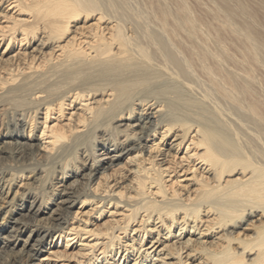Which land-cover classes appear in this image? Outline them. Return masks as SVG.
I'll return each instance as SVG.
<instances>
[{
  "label": "bare ground",
  "instance_id": "bare-ground-1",
  "mask_svg": "<svg viewBox=\"0 0 264 264\" xmlns=\"http://www.w3.org/2000/svg\"><path fill=\"white\" fill-rule=\"evenodd\" d=\"M2 1L16 11L0 35V264L88 234L101 243L84 264H145L161 245L180 264H264V154L227 148L241 134L264 151V0ZM86 207L121 218L87 230L72 211ZM150 224L178 238L128 243L164 238Z\"/></svg>",
  "mask_w": 264,
  "mask_h": 264
},
{
  "label": "rangeland",
  "instance_id": "rangeland-1",
  "mask_svg": "<svg viewBox=\"0 0 264 264\" xmlns=\"http://www.w3.org/2000/svg\"><path fill=\"white\" fill-rule=\"evenodd\" d=\"M81 1V0H80ZM119 1H123V3H121V4H127V5H125L126 7L127 6H129V8L131 9H133V11L135 10H138V9H142L145 5H146V0H82V2L84 3V5L86 4V6L87 5H89L88 7H90V8H92V9H95L96 8V10H98V9H103V10H107L108 8H110L111 6H113V4L115 5V3L117 4V3H120ZM185 1H187V3H188V5L189 6H195L196 4H194V3H196L195 2V0H185ZM211 0H208V2H210ZM207 2V0H205V1H203V3H204V5H206V6H209V7H212L213 6V8H214V3H212V1L210 2V4ZM3 1L2 0H0V35L3 33L2 31H5V32H7V31H9V29L8 28H5L4 30L2 29V28H4V27H9L10 26V21H11V19H9V17H10V15L11 14H13L15 11H16V9H11V8H8V9H6L4 12L2 11V5H3ZM141 3V4H140ZM26 4H29V1H28V3H26ZM193 4V5H192ZM4 7H6V4L3 6V8ZM99 7V8H98ZM140 7V8H139ZM196 7V6H195ZM194 7V8H195ZM128 8V7H127ZM128 8V9H129ZM131 9V10H132ZM214 9H216V7L214 8ZM14 16H17V14H15ZM18 17V16H17ZM95 18V19H94ZM98 19V16H94L93 18H92V20H90V24H95L96 23V21H97V19ZM32 20V19H31ZM0 39H1V37H0ZM21 39V38H20ZM19 40V39H18ZM3 44V42H1V46H0V49H1V52H4L5 50H6V48H7V44H5V45H2ZM20 48H21V46H20V44H18V41L16 42V45H15V47H14V52L12 53L13 55H16L17 53H18V50H20ZM264 72H262V74H263ZM158 110V109H157ZM74 112H76V110H74V111H72L70 114H74ZM70 116H67V118H69ZM56 118V117H55ZM65 119L64 121H63V123L64 124H68L69 122H68V119ZM53 123H51V125H52ZM39 134V138H41L42 137V134L41 133H38ZM46 137V136H45ZM244 137V138H243ZM241 138V139H240ZM237 139V141H236V145L234 146L233 145V143H232V145H230V146H228L227 148L229 149V150H233L234 149V154H238V156L240 157V158H247L248 156L250 157V158H252V160L255 158V159H261L262 158V156H263V154H264V151H262V149H260V148H258L252 141H251V139L250 138H248V137H246V136H243V135H241L240 134V137H237L236 138ZM247 139V140H246ZM250 139V140H249ZM43 142H46V140H43ZM42 142V143H43ZM232 147H234V148H232ZM44 147H42V149H43ZM256 151H258V152H256ZM262 151V152H261ZM255 153V155H253L254 156V158H253V156H251L252 154H254ZM261 153V154H260ZM185 155V152H181V153H179L178 154V156L176 157V159H181L183 156ZM248 157V158H249ZM259 157V158H258ZM251 160V159H250ZM122 161V163L118 166V167H116L115 169H118V168H120L121 170V172H123V174H124V176L126 175L127 176V178L129 179V181L132 179V176L130 175V172H131V169H133V165H134V163H131L130 162V160H129V158H128V156L127 157H125V159H123V160H121ZM184 164L183 165H186V162H183ZM122 168H123V171H122ZM238 169H241V166L240 167H238ZM105 174H108V177H104V175L102 176V175H100V176H102V178H103V180H106V182L108 181V182H112V186L115 184V181H113V180H118V179H120L119 178V175H117V172H115V171H113V170H108ZM119 174V173H118ZM109 175H111V177L109 176ZM112 175H114V176H112ZM99 176V177H100ZM122 176V175H121ZM188 177L189 178H191L192 179V175L191 174H189L188 175ZM121 182H122V180H121ZM128 183H130V182H126V183H124V184H122V186H126V185H128ZM134 185V182H133V184H131V186H133ZM115 189V188H114ZM119 190V189H118ZM117 190V191H118ZM116 191V192H117ZM80 206V205H79ZM101 206V205H100ZM77 210H79V213H78V217H77V219L78 220H83V221H86L87 223H88V228H87V230H101L100 228H101V225L104 223V222H112V219H120L121 218V216H118L119 215V213H117V215H115L114 217H109L110 216V214H107V216H106V214H104L102 217H100V218H98L97 219V214L96 213H94V212H90V210L88 209V207H86V208H80V209H78V208H73L72 209V211H77ZM108 210H111V206L109 207V209ZM82 211V212H81ZM87 211H89V213H85V212H87ZM122 214V213H121ZM78 222V221H77ZM114 222V221H113ZM80 223V222H79ZM78 223V224H79ZM78 224H76V226L78 225ZM113 224H115V223H113ZM160 225L161 224H158L156 227L155 226H152V224H150L149 225V229L150 230H154L155 228H157L159 231H161V235L162 236H164V238H162V237H159L158 236V234H156L157 232H152V233H149L147 236H145L144 237V239H143V242L142 243H136V242H130V241H128V243L129 244H131V245H134L135 246V248L137 249V248H140L141 246H142V250H145L148 246H150V241L151 240H153L154 238L155 239H157V238H161V239H163V241H165V238H166V236H168V235H164V232H162V227H160ZM134 227V226H133ZM135 228H137V227H135ZM203 229H204V227H203ZM105 229L103 228V232H105L104 231ZM101 231V232H102ZM178 230H177V227L175 228V232H177ZM111 232V230L108 232V234H111L110 233ZM174 231H173V235L172 236H168L169 237V244L168 245H172V244H174V242L176 241V239L178 238V237H175V235H174V233H175ZM163 233V234H162ZM178 233V232H177ZM166 234V233H165ZM122 235V234H121ZM124 235H122L121 237H123ZM130 236L132 237V236H136V233L133 231V232H130ZM83 237L84 238H87V239H84V240H80V239H78V238H76L74 241H72L71 243H66V239H61L60 241H59V244L57 245V247H52V248H47V249H45V253L43 254V255H41L40 256V259L41 260H43V261H41V262H38V261H35L36 263H40V264H84V262L86 261V259L88 258V257H90V256H92V255H94L95 253H97L98 254V252H97V250H98V248H99V246H98V244H100L101 243V240L100 241H97L96 240V238H94V237H91L89 234L88 235H83ZM125 240H127V239H124V241ZM213 239H209L208 241H212ZM140 242V241H139ZM168 242H166V244H167ZM67 244H68V246H67ZM80 244H84V245H87V247L84 249L83 248V246H80ZM48 247V246H47ZM179 247V245H177V246H172L171 247V249H168V248H166V249H163L164 248V245H161L160 247H159V249H158V251L156 252V253H153L152 255H151V259L149 258L148 259V261L147 262H145V264H180V261L178 260V257L179 256H177L176 255V251L174 250V249H176V248H178ZM189 249H184L183 251H182V254H183V261H185L186 260V258H184L187 254H189L190 252L188 251ZM48 251V252H47ZM116 251V248H115V250H113V255H114V252ZM132 251V250H131ZM130 251V255L132 254V258L131 259H134L135 258V256H136V251L135 252H131ZM159 251L161 252V253H159ZM66 254V256H61V255H65ZM82 254H85L86 256L85 257H83V256H81ZM141 254H143V255H146V252L145 253H143V251H141L139 254H138V257L141 255ZM155 254H156V256H155ZM77 255V256H76ZM129 255V256H130ZM194 255V254H193ZM121 253H119L118 255H117V263H119V261L121 260ZM72 258V259H71ZM159 260H158V259ZM196 258V257H195ZM197 258H199V256L197 257ZM196 258V259H197ZM71 259V260H70ZM119 259V260H118ZM123 262H124V259H122L121 260V262L119 263V264H123ZM125 264H132V262L130 263V262H127L126 261V263ZM186 264H200V260H198L197 262H195V261H193V260H188L187 261V263ZM202 264V263H201Z\"/></svg>",
  "mask_w": 264,
  "mask_h": 264
}]
</instances>
